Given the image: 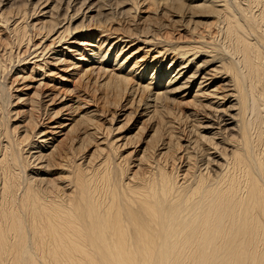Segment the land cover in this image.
Masks as SVG:
<instances>
[{
	"label": "bare ground",
	"instance_id": "bare-ground-1",
	"mask_svg": "<svg viewBox=\"0 0 264 264\" xmlns=\"http://www.w3.org/2000/svg\"><path fill=\"white\" fill-rule=\"evenodd\" d=\"M51 1L0 0V264H264V0Z\"/></svg>",
	"mask_w": 264,
	"mask_h": 264
},
{
	"label": "rangeland",
	"instance_id": "rangeland-1",
	"mask_svg": "<svg viewBox=\"0 0 264 264\" xmlns=\"http://www.w3.org/2000/svg\"><path fill=\"white\" fill-rule=\"evenodd\" d=\"M34 1H35V0H34ZM4 2H5V1H4ZM17 2H18V1H17ZM49 2H50V3H53V1H51V0H49ZM108 2H110V0H108ZM100 4H101V3H100ZM127 7H128V5H124L123 8L126 9ZM2 8H3V10H5V9L7 10L8 7H7V5H4ZM143 9H144V8H143ZM148 11H149V9L146 10V11L144 10V11L142 12V14H143V13H147ZM142 14H139V16L142 15ZM79 16H80V14H79ZM144 21H145V23H144ZM144 21L140 19V20H135V21L133 20V21L131 22L133 25H135L134 28H135V30L137 29V33H138V31L140 32V30H138V28H139V29H140V28H143V27H144V28H146V27L148 28V27L150 26V25L148 26V23H146V22H147L146 20H144ZM142 22H143V23H142ZM131 23L129 22L128 24H129V26H130V27L132 28V30H133L134 28L132 27L133 25H131ZM128 24H126L125 27H127ZM151 24H152V23H151ZM129 26H128V28H130ZM155 27H156V25H152V26H150V27L148 28V30L150 31L151 29H154ZM122 28H124V27H121V29H122ZM135 32H136V31H135ZM162 33H163L162 31L159 32V35L162 34ZM121 34H122V33H120V36H121ZM125 35H126V34H125ZM138 35H139V34H137V35H132V37H134V36H138ZM144 35H145V34H144ZM147 35H148V33H147ZM147 35H146V36H147ZM178 35H179V33H178V32H175V35H174V36H175V37H178ZM126 36H127V35H126ZM130 36H131V35H130ZM67 37H69V36H67ZM144 37H145V36H144ZM109 39H112L113 42L118 41V39H114V36H110ZM128 40H129V38H128ZM128 40H127V38H122V40H120V41H118V42H123V41H124V42L126 43V42H128ZM139 42H140V41H138V40L135 39L132 43H130V44L128 43L127 48H130V49H131V48H133L134 46H137V44H138V45H140L138 48H141V47H142V48H141V51H142V52H143V51H148V53L146 54V56H144L145 59H144V60L141 59V60L138 61L137 66H138L139 64H141V63H142V64H141L140 67H139L140 70H139V69L137 70V73H138V72H140V73L143 72L145 75H146L147 73L150 74V73H151V72H150V69H151L150 66H148V67H146L147 65H146L145 67H143V66H144V64L146 63L147 59H148V62L150 63L149 65H151V63L154 61L153 58H150V54L152 53V51L148 49V46H147V45H148L149 43L147 44V43H145L144 41H143V42L141 41L140 43H139ZM142 43H143V44H142ZM144 43H145V44H144ZM71 45H73V44L71 43ZM144 45H145V46H144ZM149 45H150V44H149ZM128 46H129V47H128ZM146 46H147V47H146ZM63 47H64V45L62 46V48H63ZM145 47H146V48H145ZM59 49H61L60 46H59V47H56V50H59ZM137 50H138V53L136 52L137 54H139V55H142V54H143L139 49H137ZM133 51H135V50H133ZM125 52H127V50H125ZM66 53H67V55H68V52H66ZM136 53L133 52L134 55H137ZM69 54H70V53H69ZM140 58H141V57H140ZM140 58H139V59H140ZM72 59H74L73 62H74V61L79 62V60H78V56H74V58H72ZM199 59H200V60H203L204 57H200V58H198L197 60H199ZM71 61H72V60H71ZM163 63H164V65H165L164 67H165V70H166L167 66L169 65V62L166 63V60H165ZM162 65H163V64H162ZM162 65H161L160 68H158V70H159L160 72L162 71ZM137 66H136V67H137ZM142 67H143V68H142ZM52 68H53V70H52L50 73H46V75H45L46 77H45V80H44L45 83L48 82L49 84L47 83V85L44 84L43 86H41V87L44 89V90H42V91H45V92H47V93H49V91H50V92L53 91V93H54V92L64 93V92H66V89H67V88H68V89H69V88L71 89L72 86H73V87L75 86V87L73 88V91L70 92V94H69V93H68V94L66 93V98H67V95H68V99H73V98L77 97L78 99L85 101V100H84V99H85V98H84L85 96H91V97L94 96L93 99H95V100H94V102L92 103L93 105H92V107H91L90 109H93V110H99L101 113H102V111L104 110L103 113H102L103 115L100 114V116L102 115V117H100V116H99V117H100V121H104V122H106V123H108V121H110V118H109L110 116H109V114L111 115V113H112L113 111H114V112H115V111H119V106H118V108L116 109V107H114L113 104H112L111 106L108 105V100H107V98L109 99V95L107 94L108 96H107V98L105 99V98H104V97H105V96H104V95H105V94H104V93H105L104 90H102L103 92H100V91L96 92V95L93 94L92 91H93V89L95 88L96 85H94V82L92 83V80L95 79V76H96V75H94L95 73L92 74L93 77H92L91 75H89V81L91 82V84H90V82H88V84L86 83V84H87V87H89V89H88V88H86V84L84 85V84L81 83L80 85H82V86H77V84H79L80 82H76V83L74 82V80H75V81H78V80H76V78H74V76H75L74 73H72V72H74V67H73V69L70 67L69 70H68V69H62V67H60L59 65L54 64ZM141 68H142V69H141ZM192 68H193V67H192ZM71 69H72L73 71H71ZM192 71H194V69H192ZM66 72H68V73H66ZM160 72H159V73H160ZM161 73H163V72H161ZM73 75H74V76H73ZM90 76H91V77H90ZM49 77H50V78H49ZM72 77H73V78H72ZM91 79H92V80H91ZM8 80L10 81V79H8ZM15 82H16V80H15ZM15 82H14V83H15ZM58 82H59V83H58ZM14 83H13V84H14ZM54 83H56L55 85H58V86H57V87H59L58 90H56L57 88L54 87V86H55ZM57 83H58V84H57ZM74 83H75V84H74ZM71 84H72V85H71ZM89 84L92 85V86L90 87ZM53 85H54V86H53ZM93 85H94V87H93ZM15 86H18L17 83H16ZM30 86H31V85H29V87H27V88H29V89H27V88H21V86H20L18 89H16V90H17L16 93L20 92V90L23 91L22 93H24V92H28L29 90L32 91L33 89L30 88ZM76 86L79 87V92H78V93H76L77 90H76V91L74 90L75 88H77ZM51 87H54L55 89H54V88H51ZM96 87H97V86H96ZM15 88H16V87H15ZM15 88L13 87V90H15ZM39 88H40V87H39ZM81 88H82V89H81ZM90 88H91L92 90H91ZM25 89H26V90H25ZM83 89H84V90L87 89V90H86L87 92L84 91ZM18 90H19V91H18ZM88 90H89V91H88ZM12 92L15 93L14 91H12ZM74 93H75L76 95H75ZM94 93H95V92H94ZM73 94H74V97H73ZM100 94H101V95H100ZM70 95H71V96H70ZM98 96H99V97H100V96H104V97H103L104 99H103L102 97H101V98H98ZM71 97H72V98H71ZM96 97H97L100 101L97 100ZM102 100H103V101H104V100H107V103H106L105 101H104V102H105V103H104ZM56 102H59V101H56ZM120 103H121V101L119 102L118 105H123L124 103H126V101L123 102V103H121V104H120ZM12 106H13V107H11V110H12L11 112H15V111H16L18 116H17V117H13V120H12L11 124H12V125H14V124L16 125V124H17V121H18L19 119H21V117L24 116V113L21 112V111H22V109L24 110L25 108H24L23 105H20V103H16L15 101H14V105H12ZM112 106H113V107H112ZM134 106H135V105H134ZM120 107H121V106H120ZM13 108H14V109H13ZM49 108H50V106H49ZM123 108H124V107H122V110L125 111V109H123ZM131 108H132V109H130V110L132 111V115H134V118H135V114L137 113V111H136V109H135L136 106H135V108H134V107H131ZM133 108H134V109H133ZM101 110H102V111H101ZM105 111H106V112H105ZM125 112H126V111H125ZM105 113H106V114H105ZM104 114H105V115H104ZM12 115H13V113H12ZM116 115H117V113L114 114V117H115ZM19 117H20V118H19ZM132 117H133V116H132ZM132 117H131V118H132ZM14 118H18V119H15V120H14ZM48 119H49V120H48ZM107 120H108V121H107ZM138 120H139V122L141 121V119H138ZM119 121H121V117H119ZM41 122H42V123H41ZM113 122H115V120H114ZM13 123H14V124H13ZM50 123L52 124V123H53V120L50 119V117L48 116V114H47L46 116H43L42 120L40 119V124L42 125L41 127H43V126L45 127L46 125H51ZM37 124H38V122H37ZM113 124H114V123H113ZM121 132L123 133V132H124V129H122V130L120 131V133H121ZM115 135H116V134H115Z\"/></svg>",
	"mask_w": 264,
	"mask_h": 264
}]
</instances>
